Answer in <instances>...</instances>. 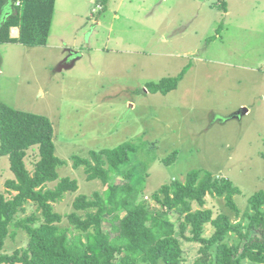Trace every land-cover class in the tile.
I'll return each mask as SVG.
<instances>
[{
	"label": "rangeland",
	"instance_id": "rangeland-1",
	"mask_svg": "<svg viewBox=\"0 0 264 264\" xmlns=\"http://www.w3.org/2000/svg\"><path fill=\"white\" fill-rule=\"evenodd\" d=\"M57 3L47 45L0 44V101L47 116L54 125L56 154L68 162L59 175L79 184L55 204L64 216L60 224L79 233L68 218L73 202L80 194L106 190L102 180L89 181L72 156L132 143L137 149L127 169L131 165L147 174L139 201L176 222L178 214L155 202L152 193L192 170H208L240 188L233 198L237 208L225 195L208 192L205 204L194 203V210L211 209L214 218L225 214L246 232L254 213L249 197L264 190V0ZM182 72L170 93L148 91L149 83ZM174 151V162L166 164ZM38 159L30 151L29 169ZM10 164L0 153V191L7 197L16 193L6 186L15 179ZM25 207L19 219L40 215L36 204ZM203 232L210 238L215 227L208 223ZM181 240L182 264H216V245L204 254V242ZM240 241L232 232L226 243ZM27 244L20 229L0 253L10 255ZM242 264L255 263L244 259Z\"/></svg>",
	"mask_w": 264,
	"mask_h": 264
},
{
	"label": "trees",
	"instance_id": "trees-1",
	"mask_svg": "<svg viewBox=\"0 0 264 264\" xmlns=\"http://www.w3.org/2000/svg\"><path fill=\"white\" fill-rule=\"evenodd\" d=\"M16 1L0 0V44L47 45L55 0H21L19 5ZM223 7L227 11L228 4L225 2ZM15 27L20 29L18 37L12 36ZM183 77L182 72L159 83H149L148 91L168 94ZM54 136V125L47 116L0 101V153L10 158L15 179L8 180L6 186L16 192L7 197L0 191V252L7 238L18 230L28 236L25 248L10 255L0 253V264H182L186 248L181 237L204 242V254L216 245V264H242L244 259L264 264V190L249 197L254 213L243 232L225 214L214 218L211 209L194 210V203L205 204L208 192L225 195L229 204L237 208L233 198L240 188L211 171L192 170L184 180L174 179L152 193L155 202L178 214L175 222L170 215L155 213L149 203L139 201L147 174L131 165L127 169L130 153L137 149L132 143L91 149L87 156H72L74 166H83L89 181L100 179L106 185L103 192L80 194L75 199V210L68 218L79 233L72 230V234L69 227L60 224L64 216L55 210V204L66 193L76 192L79 184L68 176L60 177L58 169L68 162L57 156ZM30 151L35 159L39 156L33 170L26 162ZM176 155L174 151L165 163L174 162ZM52 182L56 184L51 188L48 184ZM28 203L36 204L40 215L35 212L19 219L18 214L26 210ZM208 223L215 232L204 238ZM187 232L192 235L187 236ZM232 232L241 238L236 245L226 243Z\"/></svg>",
	"mask_w": 264,
	"mask_h": 264
},
{
	"label": "crops",
	"instance_id": "crops-1",
	"mask_svg": "<svg viewBox=\"0 0 264 264\" xmlns=\"http://www.w3.org/2000/svg\"><path fill=\"white\" fill-rule=\"evenodd\" d=\"M58 2V0H55V7H54V15H53V18H52V23H51V28H50V36H51V34H52V25H53V21L55 20V17H56V14H57V3ZM21 3V0H17L16 1V5H19ZM95 4H97L96 2H95ZM15 28H19V27H15ZM14 29V28H13ZM13 29H12V36H15V37H18L20 34H18V35H15L14 33H13ZM50 36H49V39H50ZM49 39H48V41H49ZM246 105L247 104H245L243 107L246 109ZM249 110V109H248Z\"/></svg>",
	"mask_w": 264,
	"mask_h": 264
},
{
	"label": "water",
	"instance_id": "water-1",
	"mask_svg": "<svg viewBox=\"0 0 264 264\" xmlns=\"http://www.w3.org/2000/svg\"><path fill=\"white\" fill-rule=\"evenodd\" d=\"M245 111H247L246 109H245ZM241 113V112H240Z\"/></svg>",
	"mask_w": 264,
	"mask_h": 264
}]
</instances>
